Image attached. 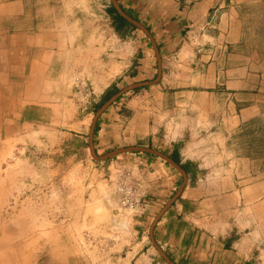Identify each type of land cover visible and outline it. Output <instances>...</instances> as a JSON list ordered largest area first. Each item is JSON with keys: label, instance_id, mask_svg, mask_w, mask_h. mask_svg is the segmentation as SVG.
<instances>
[{"label": "crops", "instance_id": "1", "mask_svg": "<svg viewBox=\"0 0 264 264\" xmlns=\"http://www.w3.org/2000/svg\"><path fill=\"white\" fill-rule=\"evenodd\" d=\"M260 1L116 0L126 15L136 18L152 34L158 50L171 58L170 67L157 86L159 90L181 89L179 96L175 94L176 99L201 98L202 102L191 104V120L214 127L218 132L212 136H220L222 128L231 136L241 124L264 118V75L260 73L264 60L256 53L248 57L241 49L244 21L240 10ZM4 5L13 7L14 20L20 25L3 37L6 43L2 51L13 53L15 63L10 71L26 74L23 86L37 89L23 103L16 101L17 106L21 105L18 113L6 120L12 127L6 136L15 140L22 167L35 175L25 179L32 187L70 186L78 179L83 186L88 179L92 186L96 185L101 176L108 175L106 170L115 165L103 166V160L92 163L85 159L87 142L90 149V129L95 120L91 138L94 152L102 145L101 140L117 139L119 108L113 106L124 104V93L101 113L97 104L107 90L117 88L118 94L130 85L126 84L130 79L142 75L138 66H133L134 54L141 44L128 38V33L119 38L115 31L104 32L103 9L109 6H104L103 0H7ZM147 105L149 110L143 117L146 123L140 130L148 144L153 133L149 122L157 121L151 118L155 115L151 102ZM126 107L132 109V120H136L132 104ZM67 140L80 146L74 150L69 145L62 148ZM42 141L47 142L43 151L59 147L55 152L65 151L66 158L59 162L39 160L35 155L42 151L38 148ZM209 148L220 150L216 145ZM222 149L225 152L224 146ZM231 157L221 168L207 174L211 186H200L198 183L203 180L198 179L196 185L186 187L161 214L151 234V225L165 205L162 197L152 203L149 199L144 209L130 217H120L114 215L117 204L113 194L92 196L84 191L71 196L56 192L68 201L61 209L63 216L71 215L72 205V214L82 215L85 201L101 206L99 210L104 209L102 215L108 218L99 226L103 230L101 235H111L108 240L87 241L89 246L80 247L78 254L68 256L61 264H231L232 260L245 264L251 251L264 241V203H257L262 198L264 180L258 179L262 173L257 171L256 160ZM160 158L147 153L139 159V180L146 181L149 189L169 181L168 190H175L178 178L169 171L172 165L163 158L160 162ZM173 169L176 172L174 166ZM118 170H111L109 179ZM177 174L182 179L178 171ZM183 181L186 182L184 176ZM49 186L44 194L33 192L32 199L43 200ZM235 207H241V212L237 209L236 214H231ZM232 234L236 237L233 241Z\"/></svg>", "mask_w": 264, "mask_h": 264}, {"label": "rangeland", "instance_id": "2", "mask_svg": "<svg viewBox=\"0 0 264 264\" xmlns=\"http://www.w3.org/2000/svg\"><path fill=\"white\" fill-rule=\"evenodd\" d=\"M6 1L0 0V264H61L68 256L78 254L80 247L89 246L86 243L87 241H96L99 238L108 240L111 235L107 233H103V236L101 235L103 230H100L99 226L104 222H108V218L103 216L102 211L99 209L94 211V205L86 201L84 202L85 207L82 215H79L78 212L73 215L74 207L72 205L70 207L72 209L69 211L71 215L63 216L61 209L64 204H68V201L62 200L63 195L56 196V191L59 194L69 193L71 196H79L84 191L86 195L92 196L95 193L114 194L116 177L113 176L109 179V175H111V170L120 169L125 174L128 173L130 175L132 182L139 184L138 195L141 196L140 210H142L144 205L149 202V199V203H152L153 200L159 197L163 198L162 200L165 204L163 206L165 207L179 190L182 182H184L183 175L177 169L175 172L172 166L169 171L178 178V188L169 191L170 183L167 181L164 186V183L160 182L161 185L157 184L155 187L151 185L152 187L149 189L146 187V181H140V177L137 175L138 171L140 172L139 159L146 156L147 153L126 152L106 159H95L88 148L87 142L85 159L88 162L94 163L95 161L103 160V166L107 164L110 166L111 163L115 165V168L106 170L108 175L101 176L97 180L96 185L92 186L88 179L83 186L79 183L80 179H78L70 186L53 184L51 186L32 187V184L25 178L28 179L30 176L35 175L29 168L22 167V162L15 151V140L6 136V133L12 130L6 120L11 115L17 114V110L21 106H17L16 101L18 102L19 100L20 103H23L24 100L30 97L29 94L31 92L37 91V89L30 86L26 88L23 86L25 85L23 78L26 74L21 71H10L13 68L10 66L15 63V58L12 56L13 53L8 54V52L2 51L6 43L3 37L7 34H12L20 25L14 20L13 7H5ZM109 1L103 0V5L109 6L111 4ZM103 10L105 13L102 21L104 32L115 31L112 16L107 12L106 7ZM240 12L244 21V38L241 49L249 55L248 57H250V54L256 53L259 58L264 60V0L252 3L241 9ZM122 33L123 36H119V38H124L128 33V38H133V41L136 40V44L139 42L142 46L134 54L133 61V66L135 68L138 66L142 75L130 79L129 83H126L130 85L125 86V88L143 82L148 84L144 87L124 92L123 101H121L124 102V107L123 105L113 106V108L115 106L119 108L116 113L119 117L117 122L120 123V134L116 140H101L102 145L97 146L94 152L95 156L101 158L116 150L132 147L147 148L155 151L158 149L160 152L170 155L168 154L169 150H173L174 146L178 145L180 164L189 162L188 166L190 169V172L186 175V180L187 178L188 180L184 182L182 192L189 185H196L198 179L203 180V182L200 181L198 183L200 186L203 184L211 186V181L208 183L206 180L207 174L213 171L212 169L214 168H221L224 162L230 160V156H232L231 159L240 157L256 160L257 171L259 170L262 173V177L258 179L264 180V118L258 117L253 121L241 124L235 128L236 131L231 136H228L225 129L222 130L223 128L219 131L220 136H212V133L218 132L213 129L214 127H210V124L205 125L206 123L204 122L191 120L194 117L191 104L196 101L198 103L202 102L201 98L196 96L194 99L186 97H178L176 99L175 94L177 93L179 96L182 93L181 89L166 87L159 90L157 87L162 80L163 72L170 67L171 58L166 56L164 52L162 53L159 50L156 52L151 40L142 29L136 26L134 28L128 27ZM153 42L158 49L159 45H157V42L154 39ZM144 43H147V45ZM134 47L137 48V45ZM158 63H160L161 74L160 79L156 81ZM261 70L260 73L264 75V65H262ZM262 81L264 82V78H262ZM14 84H19V86L14 87ZM26 84L32 85V83L27 81ZM155 90L158 92H155ZM159 93H162L161 99H159ZM148 102H151L150 108H152V113L155 114L151 118L154 122L156 119L157 125L152 121L149 122L150 127L153 128L150 130H153V133L150 137L152 141L147 144L146 140L144 141V133H142L140 127L146 123V120L143 121V117L149 110ZM176 103L179 105L177 106ZM128 104H132V108L135 110L133 115H135L136 120L134 121L132 120L133 116L130 114L132 109L126 107ZM158 104H163L164 106L161 105V107ZM220 107L222 106L220 105ZM173 110L174 112H172ZM225 139L226 141H224ZM46 143V141H42V146L38 147L42 149L40 153L35 155L39 160L59 162L66 158L65 151H62V153L55 152L57 149L59 150V147H49L47 151H43L45 149L43 145ZM68 145L73 150L80 146L73 140H67L63 141L61 147ZM209 145L220 146V150L210 151ZM222 146L225 147V152ZM160 159V162H162V158ZM198 165L202 166V168L199 169ZM210 165L211 167H209ZM177 171L181 174L182 179L177 174ZM48 186V196L35 202L31 194L35 191H42V194H44ZM261 197L259 201H262H257L260 205L264 203V187ZM86 198L88 197L86 196ZM240 208H237L239 212H241ZM124 209L121 210L117 205L116 214L114 215H120L121 217L122 214H125V216L130 217L134 212H138ZM237 209L235 207L231 214H236ZM262 229L264 232V215L262 217ZM231 262V264H235V260ZM245 264H264V241L261 244L258 243L256 248L251 251Z\"/></svg>", "mask_w": 264, "mask_h": 264}, {"label": "water", "instance_id": "3", "mask_svg": "<svg viewBox=\"0 0 264 264\" xmlns=\"http://www.w3.org/2000/svg\"><path fill=\"white\" fill-rule=\"evenodd\" d=\"M113 8L116 10V12L123 17L124 19H126L130 24L142 29L146 35L149 37V39L151 40L154 50L156 52H158V49L156 48V46L154 45L153 42V38L152 35L138 22H136L135 20H133L131 17H129L128 15H126L122 9L119 7L118 3L116 2V0H110ZM160 74H161V68H160V63H158V76H157V80L158 81L160 79ZM155 81V82H156ZM148 83L147 82H143V83H138V84H134L132 86H129L123 90H121L118 94H116L115 96H113L112 98H110L107 102H105L99 109L98 113L103 112L110 104H112L120 95H122V93L124 92H128L130 90L136 89L138 87H144L146 86ZM94 126H95V120H93L91 129H90V133H89V144H90V152L93 156V158L95 159H106L108 157H113L116 156L118 154L121 153H126V152H138V153H149V154H154L157 155L161 158H163L166 162H168L170 165L174 166L179 172H181V174L184 176V180L186 181V174L185 172L180 168L179 165L175 164L169 157L165 156L164 154L157 152L155 150H151V149H147V148H139V147H132V148H123V149H119L116 150L114 152L109 153L106 156H103L101 158H98L95 156L94 150H93V146H92V135H93V130H94ZM184 187V183L180 186L179 190L176 192V194L171 198V200L167 203V205L162 209V211L159 213V215L157 216V218H155V220L153 221L151 228L149 230V233H152L153 227L156 224V222L158 221L159 217L161 216V214L166 210V208H168L173 202L176 201V199L179 197L180 193L182 192V189Z\"/></svg>", "mask_w": 264, "mask_h": 264}, {"label": "built area", "instance_id": "4", "mask_svg": "<svg viewBox=\"0 0 264 264\" xmlns=\"http://www.w3.org/2000/svg\"><path fill=\"white\" fill-rule=\"evenodd\" d=\"M115 177L116 182L113 197L119 208L131 211L140 210L141 196L138 195L139 184L132 182L130 175L128 173L125 174L123 170H118Z\"/></svg>", "mask_w": 264, "mask_h": 264}, {"label": "trees", "instance_id": "5", "mask_svg": "<svg viewBox=\"0 0 264 264\" xmlns=\"http://www.w3.org/2000/svg\"><path fill=\"white\" fill-rule=\"evenodd\" d=\"M107 12L112 16L113 18V22H114V28H115V32L122 36L123 35V30L125 28H134V26L132 24H130L126 19H124L123 17H121L116 10L113 8V6L110 4L109 7L107 8ZM127 14V13H125ZM129 15V14H128ZM130 17L133 20H136V18H134L133 16L130 15ZM118 92L117 88H113L112 90H107L101 97L100 102L97 104V109L100 108L106 101H108L114 94H116ZM95 133H97V127L95 129ZM170 159L177 165H180V167L186 172L189 173L190 169H189V162L185 163V164H180V155H179V151H178V145L174 146V149L172 151V153L169 155ZM236 237L232 236L231 237V241H233Z\"/></svg>", "mask_w": 264, "mask_h": 264}, {"label": "bare ground", "instance_id": "6", "mask_svg": "<svg viewBox=\"0 0 264 264\" xmlns=\"http://www.w3.org/2000/svg\"><path fill=\"white\" fill-rule=\"evenodd\" d=\"M62 115H63V114H62ZM33 136H34V135H33ZM56 192H57V191H56ZM104 192H105V191H104ZM56 196H57V195H56ZM95 200H96V199H95ZM92 204H93V203H92ZM94 204H96V203H94ZM94 207H95V208H94L95 210L93 209L94 211H96V209L98 210V209L101 208V206H100V208H99L97 205H95ZM102 210H104V209H102ZM102 210H100V211H102ZM103 213H104V212H103ZM96 217H97V216H96Z\"/></svg>", "mask_w": 264, "mask_h": 264}]
</instances>
